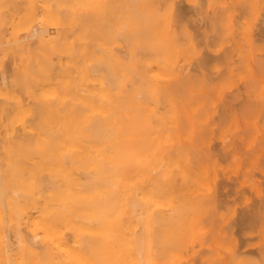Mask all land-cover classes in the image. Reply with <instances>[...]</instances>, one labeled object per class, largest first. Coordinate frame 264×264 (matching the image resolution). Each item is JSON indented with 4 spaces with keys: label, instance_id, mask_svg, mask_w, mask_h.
Returning <instances> with one entry per match:
<instances>
[{
    "label": "bare ground",
    "instance_id": "obj_1",
    "mask_svg": "<svg viewBox=\"0 0 264 264\" xmlns=\"http://www.w3.org/2000/svg\"><path fill=\"white\" fill-rule=\"evenodd\" d=\"M37 1L0 0V37ZM53 1L42 20L64 37L0 53V264H181L212 205L200 163L223 89L180 72L199 52L172 0Z\"/></svg>",
    "mask_w": 264,
    "mask_h": 264
},
{
    "label": "rangeland",
    "instance_id": "obj_2",
    "mask_svg": "<svg viewBox=\"0 0 264 264\" xmlns=\"http://www.w3.org/2000/svg\"><path fill=\"white\" fill-rule=\"evenodd\" d=\"M41 1L43 4L36 3L37 13L46 10L45 2L54 6L53 0ZM172 2L179 20L175 19L173 25L186 26L199 52L188 64L182 63L180 72L194 77L204 75L206 81L221 88L219 93L223 89L211 107L208 124L205 123L214 129V133L210 135L209 147L205 148L208 153L202 149L207 159L200 163L206 171L201 177H206L203 182L208 183L204 182L212 205L206 213L201 212L203 215L196 227L198 235L188 245L189 252L184 251L185 262L181 264H203L206 260L209 264H264V212L259 215L260 219L254 216L257 205H264V0ZM44 11L42 15L49 13ZM54 13L51 14L54 16ZM42 15H36L39 18L32 20L33 24L27 26L29 29L20 27L21 31L16 26L14 32L19 18L17 15L7 18L9 23L2 28L5 30L0 37V53L1 49L16 44L34 47L40 35L64 37L61 26L50 25L56 21L52 19L51 22V18ZM43 17L51 23L45 25ZM8 53L4 55L9 56ZM7 55L4 58L0 54V67L3 65L0 84L12 73V59ZM203 61L209 64L205 68ZM216 127H223L224 144L217 138ZM197 192L201 193L200 190ZM198 197L202 199L201 195ZM249 215H252L251 220L242 223L243 216ZM22 235L26 232L22 231ZM10 240L15 242L14 238ZM11 244L14 249L15 243Z\"/></svg>",
    "mask_w": 264,
    "mask_h": 264
}]
</instances>
